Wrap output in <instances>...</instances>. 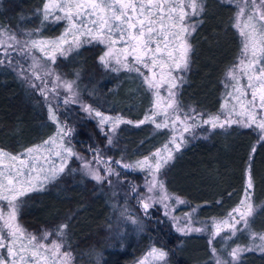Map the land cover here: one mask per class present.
Wrapping results in <instances>:
<instances>
[{
  "label": "trees",
  "instance_id": "obj_1",
  "mask_svg": "<svg viewBox=\"0 0 264 264\" xmlns=\"http://www.w3.org/2000/svg\"><path fill=\"white\" fill-rule=\"evenodd\" d=\"M198 1L178 100L183 109L214 115L225 105L226 78L240 57L241 38L233 3ZM45 4L46 0H0V23L19 37H57L64 22L45 18ZM104 50L99 41L84 43L59 56L54 67L75 81L93 114L122 119L116 133L107 138L78 105L62 107L60 114L73 128L75 146L87 156L137 162L165 140V131L150 121L137 124L146 116L151 94L142 85L135 89L127 71L104 66ZM55 129L43 96L0 62V148L17 155L50 138ZM247 171L254 209L249 226L264 231V138L255 127L232 124L189 138L163 169V178L186 207L196 208L199 219H210L225 217L238 207ZM130 193V200L117 196L107 184L69 168L46 188L20 199L19 219L32 233L62 238L78 264H130L150 249L165 250L172 264H220L206 234L179 233L159 206L145 211L138 194L133 189ZM127 205L134 209L140 228L121 236L128 232ZM229 264H264V250L245 251Z\"/></svg>",
  "mask_w": 264,
  "mask_h": 264
},
{
  "label": "rangeland",
  "instance_id": "obj_2",
  "mask_svg": "<svg viewBox=\"0 0 264 264\" xmlns=\"http://www.w3.org/2000/svg\"><path fill=\"white\" fill-rule=\"evenodd\" d=\"M225 1L231 2L236 6L235 27L241 38V52L238 62L227 74L225 105L218 114L202 115V113L195 112L190 108L183 109L181 107L178 100V89L182 82L181 75L184 71H171L169 74V61H165V68L162 73L163 79L161 80V70L158 66L153 67L150 65L148 69H145L137 64L131 56L125 58L119 51L106 56L108 45L101 42L105 47L102 54L105 60L104 62L101 61L103 65L115 70L127 71L130 73L132 81L135 80L133 86L135 89H139V85H142V89L148 90L151 94V102L147 106L146 116L138 120L137 124L150 121L155 126L160 125L157 128L165 131V140L151 154L137 162L123 159L121 162L108 156L100 158L87 156L75 146L72 136L73 128L60 114V108L62 107L71 104L78 105L84 113L98 122L107 138L113 137L122 122L120 118L93 114L90 105L81 97L75 81L67 78L54 67V63L59 56L67 55L84 43L98 41L93 38L95 35L94 29L91 33L87 31V28H91V25L88 24L87 28L82 27L76 19L77 14L86 13V7H64L65 4L86 6L89 0H46L47 9L44 7V14L47 13L49 19L54 18L55 21L64 22L62 33L54 38L19 37L0 23V62L10 66L30 88L43 96L50 118L56 122L55 132L50 138L27 148L17 155H11L0 148V185L3 186L0 187V193L9 195L10 198L11 196L16 197L15 200L11 201V205L8 201L0 198V242L4 245V247H0V260L3 261V264H54V260L55 264H78L75 262L73 254L66 249L62 238H58L49 232L36 234L28 231L19 219L18 209L19 201L25 194L46 188L69 168L79 170L96 182L107 184L115 195H121L129 200L132 195L130 190L133 189V193L135 195L138 194L139 197H137L142 205L145 202L149 203L147 210L159 206L172 227L181 234H206L210 251L220 264L234 263L242 253L248 250H264V239H261L264 237V231L257 232L250 228V215L245 217L246 223L242 220L240 223L235 224L234 229L230 227L233 221L229 219L228 215L222 218L199 219L196 208L186 207V202L181 196L167 189L163 178V169L171 161L174 153L184 146L189 141V138L197 136L205 130L215 128L212 123H216V127H220L221 123L224 124L223 127L232 124L251 125L264 138V129L258 127V123L264 117V112L259 110L258 104L255 111L249 108L248 102L251 100V89L247 87V75L243 74L248 64V59L243 51L246 42L244 33L252 31V26H254L253 34L259 43V34L262 31V25H264V21H260L259 16L264 14V5L261 4V0H254L255 8H253V0ZM144 2L147 3V0H144ZM167 2L175 7L180 0H167ZM198 2V0H195V3L198 4ZM191 4L192 0H183V11L186 13L183 22L175 19L169 22L175 25L170 31L180 33L172 41L169 50L173 52L175 61L181 64L183 63L181 57L185 55L182 45L186 44L190 49V35L194 29L193 17L199 10L197 9L195 13ZM176 10L179 12L180 8L177 7ZM253 12H255V16L250 20L249 16ZM66 14L73 16L71 22L67 19ZM181 28H186L187 31L180 32ZM31 41H42L44 43L39 47H33ZM114 47L119 50L122 45L117 43ZM40 48H43V51ZM189 52L190 50L186 53L187 62ZM241 61H244L243 68ZM259 63L264 65V60ZM124 65H127V67ZM137 68H139V71H136ZM256 70V68L253 69V71ZM230 72L238 79L233 80L229 75ZM145 77L160 81L159 88L150 87L146 83ZM173 81L177 87L171 88L170 95L169 85ZM234 86L240 89L239 93L234 90ZM230 93L231 95H229ZM249 115H251L252 119H249ZM102 117L107 118L103 123H101ZM205 121H210V123H205ZM185 128L188 130L185 131ZM46 142L48 143L46 144ZM176 145H179L178 149ZM28 149H34L35 151L28 154ZM67 149L71 150V155L67 154ZM56 152L60 153L59 157L55 155ZM169 156L167 163H163V159ZM145 158H147V164L138 165V162L144 161ZM22 160L27 163V168L21 165L20 161ZM157 160L161 161V166L158 170L155 167ZM126 164L134 165V167L124 168L123 165ZM60 168H63V171H59ZM106 169H111L117 175H109ZM18 170L19 175H17ZM93 173L98 174L103 179L97 181L93 178ZM249 175L250 172L247 171L245 192ZM9 180L13 182L11 186L8 185ZM153 184L155 186L149 192L148 188ZM160 185L163 186V192H161ZM9 187L13 189L11 193L8 191ZM252 193L253 184L249 194L250 204ZM162 195H166L167 198L161 202L160 197ZM149 198H151L150 201ZM243 199H245V193ZM237 208H239L240 213L248 211L247 206H242L241 203ZM124 211L126 223H128L126 226L128 232H122L120 235L123 236L129 234V232L137 233L140 225L134 215V209L127 205ZM253 211L254 209H252L251 213ZM12 213H14V218L11 217ZM230 213H233L236 220H240V216L234 213L233 210ZM121 214L124 215V212ZM225 220L228 221V225L222 223ZM8 223L13 225L12 231L18 230L15 238H13L12 232L7 226ZM215 224H220L221 229L219 234L213 238L212 233L215 232ZM180 229H184V231H180ZM197 229L200 231H197ZM30 237H36V240L32 241L31 244L38 243L49 251L33 248L29 243ZM53 243L60 246L59 251L54 256L51 251ZM21 246H23L22 252L20 251ZM8 247L12 248L13 255L11 256L8 254ZM237 249L241 251L233 257L231 253ZM161 252L165 254L163 258L160 256ZM20 256H23V259H20ZM168 258L169 256L165 250L150 249L130 264H172Z\"/></svg>",
  "mask_w": 264,
  "mask_h": 264
},
{
  "label": "snow or ice",
  "instance_id": "obj_3",
  "mask_svg": "<svg viewBox=\"0 0 264 264\" xmlns=\"http://www.w3.org/2000/svg\"><path fill=\"white\" fill-rule=\"evenodd\" d=\"M261 4L264 5V0H261ZM193 10L196 8L195 0H192L191 4ZM65 8L67 7H76L82 8L86 7L85 14H77L76 19L81 24L82 27L87 28V25L90 24L91 28H87V31L91 33L93 29L95 30L94 39H97L100 42H103L108 45V51L105 55H112L115 51H119L125 58L131 56L133 60L143 66L145 69H148L149 66L159 67L161 70V80L163 79V70L165 68V61H169V74L171 71H184L187 68V59L186 53L190 50L189 47L185 44L182 45L183 51L185 53L184 56L181 57L183 63H177L173 58V52L169 50L172 41L180 34L179 32H171L175 25L173 23H169L170 21L179 20L183 22L184 16L186 13L183 11V0L174 7L173 5L169 4L167 0H147V3L144 0H89V3L86 6L76 4V5H69L65 4ZM179 7L180 11L177 12L176 8ZM256 5L253 0V8ZM45 9H47V5H45ZM155 10V11H153ZM67 19L69 22L72 21L73 16L70 14H66ZM255 16V12L249 19L251 20ZM45 18H47V13H45ZM260 21H264V14L259 16ZM186 28H181L180 32H186ZM254 33V26H252V31L245 32V45H244V54L248 59L247 68L244 69L243 74L247 75V87L251 89V100L248 102V106L253 111L256 110V105H259V110L264 112V65H261L259 62L264 60V25H262V31L259 34V43L256 40ZM42 41H31V45L33 47H39ZM119 43L122 47L119 50L115 49V45ZM43 51V48H40ZM259 51V55H258ZM105 57H101V61L104 62ZM241 66L243 68L244 61H241ZM127 67V65H124ZM256 68V71L253 69ZM139 71V68L136 69ZM233 80H237L238 78L233 75V73H229ZM146 83L152 87L158 89L160 86V81H157L153 78L145 77ZM255 82V83H253ZM70 87V86H69ZM177 87L175 82L173 81L169 85V91L171 95V88ZM234 90L239 93L240 89L234 86ZM231 95V93L229 94ZM243 107V106H242ZM97 116H100V113H96ZM54 118V117H53ZM107 118L102 117L101 123L104 122ZM147 119V118H146ZM249 119H252L251 115H249ZM236 122V121H232ZM253 122H255L253 120ZM205 123H210V121H205ZM213 127H216V123H212ZM224 124L221 123L220 127H223ZM251 126V125H248ZM160 127V125H157ZM167 127V125H165ZM258 127L264 129V117L261 118L260 122L258 123ZM185 131L188 129L185 128ZM48 142H46L47 144ZM109 143L111 141L109 140ZM176 148H179V145H176ZM34 149H28L27 153L31 154ZM68 155H71V150H66ZM55 155L57 157L60 156L59 152H56ZM169 157L163 159V163H167V159ZM15 159V158H12ZM21 165L25 168L28 167L25 161H20ZM118 163V162H117ZM147 164V158L144 161L138 162V165H145ZM161 166V161L157 160L156 163V170L159 169ZM124 168H131L134 165H123ZM59 171H63V168H60ZM109 175H117L113 173L111 169H106ZM19 175V170L17 172ZM93 178L97 181L102 180L103 178L100 177L98 174L93 173ZM155 179V177H154ZM13 182L11 180L8 181V185L11 186ZM155 184L150 185L148 191L151 192ZM0 187H3L0 185ZM251 177L248 176L247 180V188L245 192V199L241 200L242 206H247L248 211L246 213H240L239 208L234 209L233 212L240 216V220H236L233 216V213H229V219L233 221L232 227L235 228V224L240 223L242 220L246 223L245 217L251 215V204L249 203L250 199V190H251ZM161 192H163V186L160 185ZM9 193L13 191L11 187L8 189ZM0 198L8 201L11 205V201L15 200V196L3 195L0 193ZM166 195H162L160 197L161 202L166 199ZM151 198H149V201ZM181 203H183L181 201ZM143 208L145 211L149 208V203L145 202L143 204ZM11 217L14 218V213L11 214ZM7 223V222H6ZM224 225H228V221L225 220L222 222ZM9 230L12 232L13 238L16 237L18 230L12 231L13 225L11 223L7 224ZM215 232L212 233L213 238L219 234L221 225L215 224L214 225ZM180 231H184V229H180ZM197 231H200L197 229ZM62 234V233H61ZM261 239H264L262 237ZM36 237H30L29 243L31 244L32 241H35ZM33 248H39L41 251H49L45 249L43 245L40 244H31ZM0 247H4L3 243L0 242ZM59 245L53 243L52 247V255L54 256L56 252L59 251ZM8 254L11 256L13 255V251L11 247L7 249ZM20 251H23V246H21ZM155 251V250H154ZM241 251L239 249L233 250L231 255L235 257L237 253ZM35 255V253H33ZM165 254L163 252L160 253L161 258H163ZM66 257V254H65ZM20 259H23V256H20ZM0 264H3V261L0 260ZM55 264V260H54Z\"/></svg>",
  "mask_w": 264,
  "mask_h": 264
}]
</instances>
